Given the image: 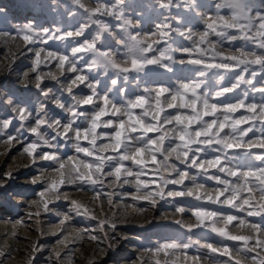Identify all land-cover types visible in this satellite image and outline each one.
Returning a JSON list of instances; mask_svg holds the SVG:
<instances>
[{
	"label": "snow or ice",
	"instance_id": "6c2138e0",
	"mask_svg": "<svg viewBox=\"0 0 264 264\" xmlns=\"http://www.w3.org/2000/svg\"><path fill=\"white\" fill-rule=\"evenodd\" d=\"M73 3L79 4L88 14V22L82 24L76 31H69L63 35H50L47 32L35 31L31 24H25L23 28L17 29V36L12 37L23 40L26 44H47L51 40L63 41L84 36L89 24H96L98 28L91 39L86 38L79 46L72 47L70 55L46 51L44 48L35 51L31 72H37L45 61L48 64L55 61V67L60 71V75H64L66 65V71L74 74L66 84L60 82L53 71L35 76L37 88L44 78L62 83L61 96L66 92L71 103L66 108L60 96L54 103L57 108L66 109L68 113L66 122L59 119L49 120L45 106L41 104L36 107L34 124L26 128L32 119L31 112L24 107L13 108L18 114L19 131L27 130L34 137L23 146L22 154L32 158V163L39 159L57 165L54 173L58 179H51L44 191L39 193L40 199L33 202L37 206V211L29 213V217L31 218L32 215L39 217L41 207L44 211H48L49 204L61 198L57 193L65 184L87 185L95 192V200L99 201L103 195L110 205L114 202V196L123 194L113 191L103 192V188L113 189L129 185L135 189L131 197L133 201H146L155 205L157 198L165 201L171 198L176 213L191 210L196 223L187 226L189 231L193 228L208 227L222 239L240 242L236 249L221 248L211 243L200 245L201 248L208 249L209 253L227 255L231 258V253L235 252L238 257L235 264H249V262L264 264V0H223L217 3L216 15L204 21L205 30L201 32L192 30L184 32L179 28L173 29L167 22H162L157 24V32L153 33L152 37L141 38L139 35L128 33L126 40L121 42L126 49L123 53L97 47V43L102 40V33L108 31V25L99 19H94L104 13L115 16L117 20L122 21L125 26L123 30L127 32V28L133 27L131 21L123 18L122 9L114 11L119 8L122 0H115L112 5L99 3L95 8L86 7L80 3V0H73ZM184 4L189 11L199 7L195 0H184ZM173 6V0H160L159 7L162 9H170ZM175 6L179 7V5ZM223 8L230 9L231 14H221L220 10ZM229 30H235V33L230 34ZM172 31L190 41L191 48L172 47L168 43ZM210 36H215L217 39L213 41L209 39ZM235 41H243L245 45L251 44L254 47L251 50L242 47L238 54L220 50L225 42L231 45ZM161 43L167 46L154 47ZM105 47L110 49L111 46L105 43ZM176 51L188 54L189 59L177 62L172 55ZM150 52L158 54L149 56ZM78 53L91 55V60L85 69L78 67V62L74 59ZM193 53L196 55L193 56ZM42 54L43 59H41ZM83 58L81 56V59ZM173 63L194 66L193 70L197 78L180 80L171 89L144 87L141 94L135 95L134 99L122 100L119 104L110 98L108 92H111V89L101 93L99 88L101 80L99 78L93 80L91 77L92 72L103 70L104 76L111 72L117 76L122 75L123 80L128 81L131 73H142L149 65L172 72ZM238 68L241 70L234 76L230 86H223L214 93L203 91L202 85L213 70L233 72ZM249 72L250 76H245V73ZM28 76L29 73L25 72L24 78L27 79ZM257 77L261 78L260 87H256L254 83ZM224 79V76H220L216 83L221 84ZM110 83L115 88L118 79L112 78ZM241 84L250 86L249 90L254 93H260L261 100L258 103H246L248 92L245 91L242 94L243 98L238 97L235 102L228 101L227 94L234 93ZM80 85L88 89V94L79 95L74 92V89ZM50 91V89L42 90V94L47 97ZM13 95L9 93L5 103L12 105ZM16 103L19 104L20 101ZM83 106H91V111H80ZM168 109L177 111L167 113ZM241 109L243 112L238 117L235 116L234 114ZM104 117L115 119L104 120ZM12 123L10 119H0V138H5L4 143L10 144L19 140L18 135L13 136L7 131ZM166 125L172 127L165 128ZM45 127L54 133L53 139L71 143L76 155H70L65 160L53 151L39 152L41 148L58 147L57 144L52 143V140L46 139L45 134L41 132ZM101 128H111L114 131L98 132ZM149 133L157 135L150 136ZM98 141L106 142L98 143ZM82 142H86L87 146ZM253 149L262 151L257 152ZM105 153L112 154L105 155ZM158 156L162 159H158ZM173 160L175 162H172ZM129 161L131 166L125 164ZM149 165L154 167L149 169ZM193 169L195 171H190ZM4 179H12L11 173H7ZM40 180L41 176H37L31 183L36 184ZM204 180L213 182L214 186L208 187L202 182ZM186 181L190 184L186 185ZM169 185L179 187L168 189ZM3 186L0 183V187ZM97 186H100L99 190ZM81 190L83 191L84 188L81 187ZM62 195L65 200L70 199L68 193ZM184 197L194 198L198 202L206 201L212 205L226 206L236 212H243L244 216L204 208L199 204L190 209L175 204L176 198ZM70 211L75 212L76 215L96 219L87 206L75 199H71ZM135 211L139 213L143 209L136 208ZM248 217L259 219L253 222L248 220ZM69 219V215H64L58 227L63 226ZM205 221L211 223L206 224ZM234 221H238L240 227L251 229L253 235L231 234L227 228ZM177 223L182 227L185 226L181 221ZM105 225L114 230L115 217L100 219L99 230L106 231ZM79 235L80 233L77 232L78 237ZM89 239L96 241L100 238L97 235H90ZM250 241L254 242L250 243ZM58 243L64 244L65 240L62 239ZM190 246L174 241L165 242L151 250L150 255L154 259L161 253L167 257L170 253L187 250ZM249 253L255 255L249 256ZM184 260H190L192 264H201L202 257L185 256ZM155 264H160V261L155 260ZM171 264H176V261H172Z\"/></svg>",
	"mask_w": 264,
	"mask_h": 264
},
{
	"label": "rangeland",
	"instance_id": "374dc122",
	"mask_svg": "<svg viewBox=\"0 0 264 264\" xmlns=\"http://www.w3.org/2000/svg\"><path fill=\"white\" fill-rule=\"evenodd\" d=\"M220 2L223 0H195L199 7L189 11L185 7L184 0H173L174 6L170 9L160 8V0H122L119 8L114 11L122 9L123 18L131 21L132 25L135 26L127 28V32H125L122 21L117 20L115 16H109L107 13L97 15L94 19H99L108 25V31L102 33V40L97 43V47L123 53L126 49L121 42L126 40L128 33L139 35L141 38L152 37L153 33L157 32V24L162 22H167L173 29L179 28L184 32L189 30L193 32L204 31V21L208 17L216 15L215 5ZM80 3L88 8H95L99 3L112 5L115 0H80ZM175 5H179V7ZM220 12L223 15L231 14V10L227 8L221 9ZM87 22L88 14L79 4L73 3V0H0V119L12 120L13 123L7 131L13 136H19L18 141L10 144L3 142L5 138H0V183L4 185L0 187V264H155L157 259L160 264H171L172 261H176V264H192L190 260H184L185 256H200L202 257L201 264H213L214 261L215 264H235V260L238 258L235 252L231 253L230 258L227 255L211 254L208 249L201 248L200 245L211 243L221 248L236 249L240 242L222 239L208 227L193 228L189 231L187 226L196 223V218L192 215L191 210L180 214L176 213L171 198L167 201L157 198L155 205L146 201H133L131 197L135 193V189L129 185L118 186L113 189L103 188V192L113 191L123 194L114 196V202L110 205L103 195L99 201L95 200V192L89 189L87 185L69 186L65 184L60 187L57 193V195H61V198L49 204L48 211H44L41 207L39 217L35 215L29 217V213L37 211V206L33 202L40 199L39 193L44 191L46 184L51 179H58L54 173L57 165L39 159L32 163V158L28 157L27 154H22L23 146L34 137L27 130L19 131L18 114L13 111V108L24 107L31 112L32 119L26 128L34 124L36 107L41 104L45 106L49 120L59 119L66 122L68 119L66 109H59L54 103L58 96L61 97L66 108L71 103L66 92L61 96L62 83L44 78L40 87L37 88L35 76L53 71L58 80L66 84L73 78L74 74L66 71V65L64 75H60V71L55 67V61L50 64L45 61L39 66L37 72H31L35 51L44 48L46 51L70 55L72 47L79 46L86 38L91 39L98 28L96 24H89L84 36L63 41L51 40L47 44H26L23 40L12 39V37H16L17 29L23 28L25 24H31L33 29L38 32L63 35L69 31H76ZM229 32L233 34L235 30H229ZM209 39L215 41L217 38L210 36ZM105 43L111 46L110 49L105 47ZM168 43L174 48H191L192 46L190 41L175 31L171 32ZM166 46L164 43L154 45L156 48ZM242 47L251 50L254 46L245 45L243 41H235L231 45L225 42L220 50L238 54ZM155 54L158 53L150 52L148 55ZM172 55L177 62L189 59V55L182 51L173 52ZM195 55L193 53V56ZM81 56L84 58L81 59ZM41 59H43V54ZM74 59L78 62V67L85 69L91 60V55L78 53ZM164 63L170 62L164 61ZM172 67L173 71L168 72L164 68L149 65L142 73H131L128 81H124L122 75L117 76L111 72L104 76L103 70L92 72L91 77L93 80L97 78L101 80L99 86L101 93L111 89V92H108L110 98L119 104L122 100L134 99L135 95L141 94L144 87L171 89L180 80L186 81L197 78L194 74V66L173 63ZM240 70L239 68L233 72L213 70L202 85L203 91L214 93L223 86H230L234 76ZM25 72L29 73L27 79L24 78ZM220 76H224L225 79L221 84H218L216 81L219 80ZM245 76H250V72L245 73ZM112 78L118 79V85L115 88L110 83ZM260 79V77L256 78L254 82L256 87L261 86ZM49 89L51 91L45 97L42 90L48 91ZM121 89L123 91H120ZM249 89L250 86L241 84L234 93L227 94V100L235 102L238 97L243 98L242 94L247 91L246 103H258L261 100V94L254 93ZM74 92L79 95H86L88 89L84 85H80L74 89ZM9 93L14 94L11 97L13 99L12 105L5 103V100L9 98ZM16 101H20V103L17 104ZM212 102L215 103L216 101ZM80 111H91V106H83ZM175 111L177 110L168 109L167 113H175ZM242 112L243 109L234 115L238 117ZM103 119L115 118L104 117ZM205 119H211V117H205ZM171 127L172 125L165 126V128ZM243 127H247V125H243ZM113 131L114 129L111 128L98 129V132L111 133ZM41 132L45 134L46 139L52 140V143L57 144L58 147L55 149L41 148L39 152L53 151L65 160L70 155H76L71 148V143L53 139L54 133L50 129L45 127L41 129ZM149 135L155 136L157 134L149 133ZM104 142L106 141H98V143ZM82 143L86 145V142ZM253 151L262 150L253 149ZM108 154L112 153H105V155ZM158 159H162V157L158 156ZM125 164L131 166L130 161L125 162ZM148 167L151 169L154 166L149 165ZM9 172L12 179L5 180L4 177ZM37 176H41V180L36 184L31 183ZM202 182L210 188L214 186L211 181L204 180ZM185 184L189 185L190 182L186 181ZM81 187L84 188L83 191ZM177 187L179 186L169 185L168 189H176ZM99 189L100 186H97V190ZM63 193H68L70 199L65 200ZM71 199L87 206L90 213L96 216V219L76 215L75 212L70 211ZM175 204L182 205L187 209L199 204L204 208L240 217L244 216L243 212H236L226 206L212 205L206 201L198 202L191 197L176 198ZM30 205L32 206L30 207ZM129 205H133V207H128ZM136 208L143 209V211L138 213L135 211ZM64 215H69L70 219L63 226L58 227L59 221ZM113 216L116 220L115 229L105 225L106 231H100L99 220ZM247 219L256 222L259 218L248 217ZM177 221H181L185 226L182 227ZM205 223L210 224L211 222L205 221ZM219 226L223 225L219 224ZM227 230L234 235H253L251 229L240 227L238 221L228 225ZM77 232L80 233L79 237ZM90 235H97L100 239L93 241L89 239ZM62 239L65 240V243L59 244L58 241ZM173 241L191 246L187 250L178 251L175 254L170 253L167 257L163 253L155 259L150 255L151 250H154L159 244ZM253 242L250 241V243ZM248 255L254 256L255 253Z\"/></svg>",
	"mask_w": 264,
	"mask_h": 264
},
{
	"label": "clouds",
	"instance_id": "9594fccd",
	"mask_svg": "<svg viewBox=\"0 0 264 264\" xmlns=\"http://www.w3.org/2000/svg\"><path fill=\"white\" fill-rule=\"evenodd\" d=\"M133 26H135V25H133Z\"/></svg>",
	"mask_w": 264,
	"mask_h": 264
}]
</instances>
